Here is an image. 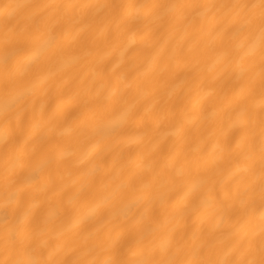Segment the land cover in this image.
Listing matches in <instances>:
<instances>
[{
  "label": "bare ground",
  "instance_id": "1",
  "mask_svg": "<svg viewBox=\"0 0 264 264\" xmlns=\"http://www.w3.org/2000/svg\"><path fill=\"white\" fill-rule=\"evenodd\" d=\"M0 264H264L261 0H0Z\"/></svg>",
  "mask_w": 264,
  "mask_h": 264
},
{
  "label": "snow or ice",
  "instance_id": "2",
  "mask_svg": "<svg viewBox=\"0 0 264 264\" xmlns=\"http://www.w3.org/2000/svg\"><path fill=\"white\" fill-rule=\"evenodd\" d=\"M261 7L264 8V0H261Z\"/></svg>",
  "mask_w": 264,
  "mask_h": 264
}]
</instances>
